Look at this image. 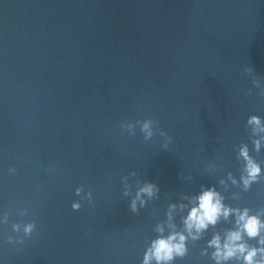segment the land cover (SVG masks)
Segmentation results:
<instances>
[{"label": "water", "instance_id": "obj_1", "mask_svg": "<svg viewBox=\"0 0 264 264\" xmlns=\"http://www.w3.org/2000/svg\"><path fill=\"white\" fill-rule=\"evenodd\" d=\"M247 64L264 79V0H0V209L39 226L22 248L0 237L5 264H139L169 197L238 175L233 146L264 115ZM148 117L168 150L120 128ZM131 171L161 190L139 214L121 195ZM80 185L95 206L73 211ZM243 196L264 206V184Z\"/></svg>", "mask_w": 264, "mask_h": 264}, {"label": "clouds", "instance_id": "obj_2", "mask_svg": "<svg viewBox=\"0 0 264 264\" xmlns=\"http://www.w3.org/2000/svg\"><path fill=\"white\" fill-rule=\"evenodd\" d=\"M242 71L251 79L252 87L247 90V96L255 92L256 96L264 97V79L248 64ZM120 128L131 136L139 130L144 141H153L159 136L163 150H168L174 142V137L152 117L121 121ZM245 128L247 141L233 146L238 175L229 170L211 185L200 184L198 190L182 193L179 199L169 197L163 218L156 220L153 235L145 238L139 264H180L193 249L198 251L202 264H264V206L253 207L242 202L244 193L251 192L254 185L264 184V159L260 158L264 153V115H248ZM221 159L222 156H218L203 171L214 175L222 167H218ZM7 174L17 175V167L9 166ZM180 179L192 182L194 177L181 172ZM120 183L121 195L129 201L132 213L139 214L160 198V187L139 178L136 171L121 176ZM75 195L79 199L72 201L73 211H79L85 202L95 206L91 189L85 191L83 185L77 186ZM29 214L28 208L0 209V229H8L6 234L0 232L4 244L22 248L38 233L37 220L26 219ZM0 264H5L2 257Z\"/></svg>", "mask_w": 264, "mask_h": 264}]
</instances>
